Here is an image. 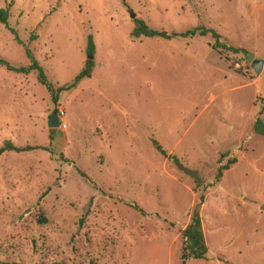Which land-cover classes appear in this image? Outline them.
<instances>
[{
  "label": "rangeland",
  "instance_id": "rangeland-1",
  "mask_svg": "<svg viewBox=\"0 0 264 264\" xmlns=\"http://www.w3.org/2000/svg\"><path fill=\"white\" fill-rule=\"evenodd\" d=\"M5 7L21 43L0 22V58L27 65L28 48L54 87L92 63L56 102L37 70L0 64V145L31 146L0 154V261L264 264V135L253 129L257 116L264 124V0ZM136 18L168 32L204 25L245 52L210 34L134 36ZM200 196L206 257L183 261L181 232Z\"/></svg>",
  "mask_w": 264,
  "mask_h": 264
},
{
  "label": "trees",
  "instance_id": "trees-1",
  "mask_svg": "<svg viewBox=\"0 0 264 264\" xmlns=\"http://www.w3.org/2000/svg\"><path fill=\"white\" fill-rule=\"evenodd\" d=\"M8 18V8H0V22L3 23L10 31L14 33V37L18 43H21V40L17 37L15 33V29L8 24L7 21ZM136 24L133 28L132 34L134 36H160L163 38H171V37H192L195 35H206L210 34L214 38V46L218 47L221 46L222 48H230L235 52L238 51H244L243 48L239 47H232L228 46V44H225L221 41V35L216 32L213 28L206 27L204 25H197L191 28H187L184 31H171L168 32L166 30H156L149 28L145 21L140 18H136ZM89 53L91 48L93 47V44L91 42V38H89ZM26 54L29 58V64L27 65H12L6 60L0 58V64H3L7 69L17 71V72H23L26 73L31 69L37 70V79L38 81L43 84L51 93L52 99L54 102L58 99V94L62 90L69 89L71 87H74L77 82L84 76H90L91 71V63L92 60L90 58L86 59V65L74 76L73 80L69 83H65L59 86L54 87L53 84L48 80L44 69L39 64V62L33 57L30 50L28 48H25ZM253 129L255 132H258L262 135H264V124L261 116H257ZM51 135L53 134L54 130H50ZM155 143V148L160 151L163 155L170 158L178 167L182 169H187L182 166L177 156L174 154H167V152L163 149V147L156 141L153 140ZM31 146H17L14 145L10 140H5L0 145V154L4 151L14 150V151H22L26 149H30ZM228 167L227 164H224L223 166H220L218 168L217 177L220 175L222 169H226ZM188 170V169H187ZM202 196H200V201L196 203L194 206L191 218L189 222L186 224V226L182 229L181 235H182V245H181V251H180V258L184 261L188 258H195V259H202L206 257L207 253V244L205 241V237L203 234L202 224H201V217L199 213V207L202 203ZM137 207V205H134ZM140 211H143L141 208L138 207ZM0 264H20L15 261H0Z\"/></svg>",
  "mask_w": 264,
  "mask_h": 264
},
{
  "label": "water",
  "instance_id": "water-1",
  "mask_svg": "<svg viewBox=\"0 0 264 264\" xmlns=\"http://www.w3.org/2000/svg\"><path fill=\"white\" fill-rule=\"evenodd\" d=\"M133 16V15H132ZM262 59L256 58L252 61L253 68L256 72H259L262 67ZM59 118L55 107L52 109L47 117V124L50 127H56L58 125Z\"/></svg>",
  "mask_w": 264,
  "mask_h": 264
}]
</instances>
